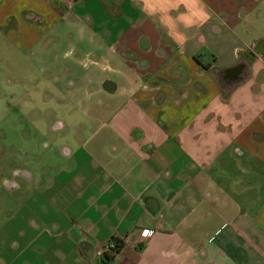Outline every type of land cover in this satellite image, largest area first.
<instances>
[{
  "label": "crops",
  "instance_id": "0c3cea01",
  "mask_svg": "<svg viewBox=\"0 0 264 264\" xmlns=\"http://www.w3.org/2000/svg\"><path fill=\"white\" fill-rule=\"evenodd\" d=\"M205 4L177 45L141 0H0V35L49 57L67 115L48 158L27 146L0 179V264H264V0Z\"/></svg>",
  "mask_w": 264,
  "mask_h": 264
},
{
  "label": "rangeland",
  "instance_id": "374dc122",
  "mask_svg": "<svg viewBox=\"0 0 264 264\" xmlns=\"http://www.w3.org/2000/svg\"><path fill=\"white\" fill-rule=\"evenodd\" d=\"M250 25L253 32L247 36L249 41L264 38V6L259 5L252 13ZM63 45L50 48L64 49ZM22 50L8 36L0 35V179H20L13 172L28 168L31 158L26 156L27 146L35 160L48 158L43 145L50 137V122L56 117L67 119L66 110L58 104L61 83L56 80L61 78L60 72L44 71L49 57L39 55L38 50L36 55L26 47ZM53 58L57 68L62 66L57 57Z\"/></svg>",
  "mask_w": 264,
  "mask_h": 264
},
{
  "label": "clouds",
  "instance_id": "9594fccd",
  "mask_svg": "<svg viewBox=\"0 0 264 264\" xmlns=\"http://www.w3.org/2000/svg\"><path fill=\"white\" fill-rule=\"evenodd\" d=\"M139 11L177 45L209 16L205 0H141Z\"/></svg>",
  "mask_w": 264,
  "mask_h": 264
},
{
  "label": "built area",
  "instance_id": "2783aa9c",
  "mask_svg": "<svg viewBox=\"0 0 264 264\" xmlns=\"http://www.w3.org/2000/svg\"><path fill=\"white\" fill-rule=\"evenodd\" d=\"M149 233H150L149 231H145L144 235L148 236ZM117 253H118L117 245H116V242L114 240L109 241L102 248H99L95 251L96 257H100V258H103L106 255L111 257V258H114L117 255Z\"/></svg>",
  "mask_w": 264,
  "mask_h": 264
},
{
  "label": "flooded vegetation",
  "instance_id": "af4514ba",
  "mask_svg": "<svg viewBox=\"0 0 264 264\" xmlns=\"http://www.w3.org/2000/svg\"><path fill=\"white\" fill-rule=\"evenodd\" d=\"M255 50L258 51V52L264 51V45H262V44L260 45V43L257 44V45L255 46ZM242 69H244V64H243V63H240V64L236 67V71H237V70L240 71V70H242ZM230 73H232V74H230ZM233 73H235V69H233L232 72H231V71H228V74H230V75H233ZM228 76H229V75H228Z\"/></svg>",
  "mask_w": 264,
  "mask_h": 264
},
{
  "label": "trees",
  "instance_id": "16d2710c",
  "mask_svg": "<svg viewBox=\"0 0 264 264\" xmlns=\"http://www.w3.org/2000/svg\"><path fill=\"white\" fill-rule=\"evenodd\" d=\"M116 242V245H117V251H120V249L122 248L123 244L120 240H114ZM105 258L109 259V256H105Z\"/></svg>",
  "mask_w": 264,
  "mask_h": 264
},
{
  "label": "water",
  "instance_id": "95a60500",
  "mask_svg": "<svg viewBox=\"0 0 264 264\" xmlns=\"http://www.w3.org/2000/svg\"><path fill=\"white\" fill-rule=\"evenodd\" d=\"M259 43H260V45H261V44L264 45V40L260 41ZM259 43H258V44H259ZM261 52L264 54V51H261Z\"/></svg>",
  "mask_w": 264,
  "mask_h": 264
}]
</instances>
